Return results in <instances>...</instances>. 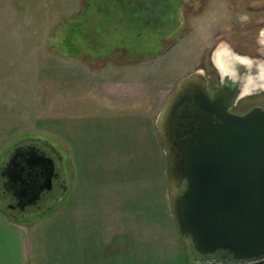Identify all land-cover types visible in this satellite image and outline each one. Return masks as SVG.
<instances>
[{
	"label": "crops",
	"instance_id": "crops-1",
	"mask_svg": "<svg viewBox=\"0 0 264 264\" xmlns=\"http://www.w3.org/2000/svg\"><path fill=\"white\" fill-rule=\"evenodd\" d=\"M156 70L161 69H151L150 78L149 69L142 76L143 69L139 72L135 67L127 72L121 66L105 67L74 83L70 95L59 91L57 104L52 106L55 116L44 117V107L37 106V111L42 110L37 122H50L75 153L81 139L93 134H97L95 140L105 139L110 150L103 161L90 162L87 167L83 152L78 156L75 163L79 165L74 163L70 171L77 186H68L66 213L38 220L29 230L0 217V264L202 261L183 245L173 217L163 155L150 116ZM150 178L160 179V186L140 185Z\"/></svg>",
	"mask_w": 264,
	"mask_h": 264
},
{
	"label": "rangeland",
	"instance_id": "rangeland-1",
	"mask_svg": "<svg viewBox=\"0 0 264 264\" xmlns=\"http://www.w3.org/2000/svg\"><path fill=\"white\" fill-rule=\"evenodd\" d=\"M115 1L0 0V164L15 146L42 142L60 153L65 165L60 180L75 188L76 180L71 179L70 171L75 164L79 165L75 163L78 156L83 152L86 167L90 162L103 161L110 150L109 143L105 139L95 140L97 134H93L87 140L81 139L75 153L72 144L53 130L50 122H37L42 114L39 108L37 111L39 104L44 107V117L55 116L52 106L57 104L59 91L63 96L70 95L75 91V84L105 67L121 66L125 72L135 67L139 72L143 69L142 76H147L149 69L150 78L151 69L160 68L151 84L150 116L156 128L163 105L181 80L197 71L205 76L214 73L213 61L220 50L212 51L209 46L203 50L195 48L191 43L196 44L200 37L189 32L154 31L150 10L140 8L133 16L123 17L116 10ZM140 1L147 4L148 0ZM172 20V26L178 25L174 18ZM188 20L191 26H196V19ZM175 42L177 44H173ZM147 66L151 69L146 68V71L143 67ZM263 102L264 98H260L249 106ZM249 106L240 111L246 112ZM100 127L99 124L97 132ZM159 148L162 151L160 142ZM161 153L166 174L165 157L163 151ZM150 179H143L140 185L160 186V179ZM169 197L171 199L170 190ZM66 210L67 196L37 218L28 216L13 221L1 210L0 217L13 222L18 229L29 230L38 220L60 216ZM180 239L193 251L189 239L181 236Z\"/></svg>",
	"mask_w": 264,
	"mask_h": 264
},
{
	"label": "water",
	"instance_id": "water-1",
	"mask_svg": "<svg viewBox=\"0 0 264 264\" xmlns=\"http://www.w3.org/2000/svg\"><path fill=\"white\" fill-rule=\"evenodd\" d=\"M207 85L201 71L181 80L156 121L173 217L179 235L202 259L197 264H262L264 110L231 114L237 91L224 89L212 99ZM24 152L42 172L35 184L21 185L14 194L21 210L36 206L57 177L44 153L34 147ZM23 154L19 149L13 158ZM12 165L13 160L7 174L19 178Z\"/></svg>",
	"mask_w": 264,
	"mask_h": 264
},
{
	"label": "flooded vegetation",
	"instance_id": "flooded-vegetation-1",
	"mask_svg": "<svg viewBox=\"0 0 264 264\" xmlns=\"http://www.w3.org/2000/svg\"><path fill=\"white\" fill-rule=\"evenodd\" d=\"M115 5L116 10L123 17L133 16L134 11L140 8L150 10L151 29L154 31L173 34L189 32L192 36L200 37L199 42L191 43L195 48L203 50L205 46H209L212 51L220 50L213 61L214 73L206 76L207 90L212 99L224 89L226 91L236 90L238 93V89L234 85L231 88L227 86L229 83L227 79L221 80L222 74H228L235 70L243 79V76L248 73V69L237 64L228 53L227 46L242 56L254 58L258 62L264 61V32L261 31L264 29V0H148L147 4L140 0H116ZM129 8H132V11H129ZM241 16H247L248 19L242 21ZM172 18L177 21L178 25L170 24L173 21ZM190 18L197 20L195 27L191 26L188 20ZM260 98H264V90L251 95H238L234 105L229 109V113L242 116L254 108L264 110V102L261 105L249 106L250 102ZM247 105L249 106L248 110L241 112L240 110ZM30 147L36 148L53 161L54 173L57 177L52 180V190L36 206L21 210L14 194L21 185L24 187L28 184H35L42 172L41 167L32 168V164L29 163L33 162L24 151ZM19 149L24 154L14 159L15 153ZM12 160V166L20 175L19 178L12 176L14 182L6 172L7 166L11 164ZM64 167V160L60 153L48 144L34 142L15 146L0 164L1 212L11 220L19 221L28 216L37 218L51 211L68 191L66 183L60 180V175L64 173V170L62 171Z\"/></svg>",
	"mask_w": 264,
	"mask_h": 264
},
{
	"label": "clouds",
	"instance_id": "clouds-1",
	"mask_svg": "<svg viewBox=\"0 0 264 264\" xmlns=\"http://www.w3.org/2000/svg\"><path fill=\"white\" fill-rule=\"evenodd\" d=\"M242 21L247 20V16H241ZM264 32V29L261 30ZM223 43V42H222ZM228 53L234 58L237 64L244 66L248 69V73L244 75L243 79L238 71H232L228 74H222L221 80L227 79L229 81L228 87L238 89V95H251L257 91L264 90V61H256L254 58L242 56L234 52L230 46H227Z\"/></svg>",
	"mask_w": 264,
	"mask_h": 264
},
{
	"label": "trees",
	"instance_id": "trees-1",
	"mask_svg": "<svg viewBox=\"0 0 264 264\" xmlns=\"http://www.w3.org/2000/svg\"><path fill=\"white\" fill-rule=\"evenodd\" d=\"M2 213V212H1ZM3 214V213H2ZM4 216H5V214H3ZM211 260H214V259H212V258H210ZM262 264H264V263H262Z\"/></svg>",
	"mask_w": 264,
	"mask_h": 264
}]
</instances>
